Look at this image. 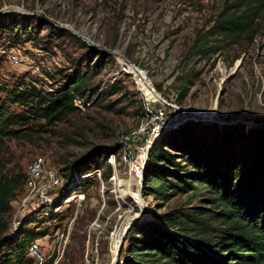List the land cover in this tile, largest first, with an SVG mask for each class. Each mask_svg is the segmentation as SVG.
I'll list each match as a JSON object with an SVG mask.
<instances>
[{
	"label": "rangeland",
	"instance_id": "obj_1",
	"mask_svg": "<svg viewBox=\"0 0 264 264\" xmlns=\"http://www.w3.org/2000/svg\"><path fill=\"white\" fill-rule=\"evenodd\" d=\"M220 8V0H0V85L23 86L34 80L51 92L62 76L85 70L90 86L79 98L91 104L44 133L6 140L2 173L21 177L5 216L6 236L26 214L23 202L28 192L23 179L31 162L40 158L45 170L64 177L66 165L71 168L98 148L107 153L93 159L88 174L98 170L100 180L88 175V186L80 189L84 200L53 203L48 210V216L54 212L53 220L30 225L47 228V235L35 240L46 259L55 255L59 264L86 260L111 264L115 234L132 219L138 224H161L160 217L180 212L199 216L207 225L217 224L208 217L217 210L204 189L197 185L188 192L172 189L167 200L154 199L143 180L135 182L118 165V151L115 155L111 151L120 136L136 126L142 112L138 108L144 102L138 92L142 85L128 67L143 74L157 95L178 108L179 119H185L182 123L217 124L220 133L209 132L213 155L217 135L229 140L225 134L229 131L243 135L235 149L257 151L256 143L264 139V12L251 42L227 45L208 33ZM11 23L18 27L15 36L20 38V30L28 28L36 40L14 43L16 37L9 38L7 32ZM204 113L212 115L202 117ZM111 156L114 165L109 163ZM177 162L184 167L183 158ZM190 170L183 168L180 173ZM42 210L47 209L34 203L27 218H46L40 216Z\"/></svg>",
	"mask_w": 264,
	"mask_h": 264
},
{
	"label": "trees",
	"instance_id": "obj_2",
	"mask_svg": "<svg viewBox=\"0 0 264 264\" xmlns=\"http://www.w3.org/2000/svg\"><path fill=\"white\" fill-rule=\"evenodd\" d=\"M220 1V11L208 33L227 45L243 40L251 42L264 12V0ZM17 28V24L11 23L7 31L9 38L16 37L14 43L23 38L36 40L33 30L28 28H22L18 38ZM74 73L62 76L58 87L51 92L34 80L23 86L0 85V264H35L28 257L27 248L47 235V228H30V225H43L54 219L50 218L54 212L46 218H27L13 233L5 235V216L21 181L20 176L7 177L2 173L5 142L30 133H44L75 114L73 99L82 97L90 85L87 71L76 69ZM138 108L142 109L141 104ZM210 131L220 133L217 124L187 121L161 134L149 151L142 182L149 189L148 195L161 200L169 198L168 190L188 192L196 190L194 185L199 186L217 210L208 216L217 224L207 225L199 216L180 212L160 217L161 224L137 223L125 236L117 264H264V139L256 143L257 151L250 154L242 147L234 148L243 135L229 131L225 134L230 139L226 140L218 134L213 155ZM118 150L117 145L108 151L115 155ZM105 153V148H98L71 168L68 164L62 169L64 187L59 190L60 197L54 205L61 204V199L72 191L88 186L90 178L81 176L90 173L88 167L93 159ZM180 158L184 159V167L177 162ZM183 168L191 170L180 173ZM153 182L159 184L152 186ZM43 264L59 263H55L52 255Z\"/></svg>",
	"mask_w": 264,
	"mask_h": 264
},
{
	"label": "built area",
	"instance_id": "obj_3",
	"mask_svg": "<svg viewBox=\"0 0 264 264\" xmlns=\"http://www.w3.org/2000/svg\"><path fill=\"white\" fill-rule=\"evenodd\" d=\"M10 57L16 61L14 55L10 54ZM147 83L153 93L157 95L151 83ZM138 92L144 101L142 104V112L136 126L120 136L117 163L126 168L128 177L133 176L135 182L139 183L143 180V172L148 160V154L155 140L161 134L180 125L185 119L183 117L180 120L179 112L177 113L178 108L167 103L159 94V98L157 99H146L139 91V88ZM90 105L89 102H85L82 98L77 97L73 99V107L79 112H84ZM177 118L180 121L176 123ZM110 159L109 163L114 165V156H111ZM93 174L100 180L98 170L93 171L91 174L81 176V178H89ZM23 185L28 192L23 202L25 209H23V214H26L24 218L13 223L12 228L14 230L20 226L23 220L27 219V214L30 213V208L34 203H40L43 209H47L46 211H42L40 216L49 215L48 210L53 209V202L60 197L59 190L63 186V178L57 176V173L53 170H45L44 162L39 158L31 162L28 166L23 179ZM71 198L72 200L69 201ZM83 200L84 194L78 189L72 191L69 196L62 198L61 205H68L71 202L79 204ZM59 209V207L57 209L55 208L54 211L57 212ZM27 255L35 264H43L46 261V258L40 251L38 241H33L29 244ZM85 264H92V262L86 260Z\"/></svg>",
	"mask_w": 264,
	"mask_h": 264
},
{
	"label": "bare ground",
	"instance_id": "obj_4",
	"mask_svg": "<svg viewBox=\"0 0 264 264\" xmlns=\"http://www.w3.org/2000/svg\"><path fill=\"white\" fill-rule=\"evenodd\" d=\"M128 70H129V71H130V72L136 77L138 83L142 85L143 88L140 87L139 85H138V87L141 88L140 91H141L142 95L146 97V99H157V98H159L158 95H155V94L153 93V91L151 90L150 86L147 85L148 83L145 82L146 80H145V78L143 77V74H141L140 72H138V71H136V70H133L132 67H128ZM190 111L193 112V110H190ZM193 113H194L195 115L200 114V112H197L196 110H194ZM193 113H192V114H193ZM201 113H202V112H201ZM201 115H202V117H203V116H208V115H212V114H210V113H204V114H201ZM132 177H133V176H132ZM134 181H135V180H134ZM134 197H135V199H136V201H137V204L140 205V201L138 200V196H134ZM134 220L138 221V219H132V220H130V221H126V222L121 226V228L119 229V231L115 234V241H114L113 248H112V252H111L112 260L114 259V256L116 255V251H117V248H118V246H119V242H120V238H121V236L123 235L124 231L129 227L130 222H131V221H134Z\"/></svg>",
	"mask_w": 264,
	"mask_h": 264
},
{
	"label": "water",
	"instance_id": "obj_5",
	"mask_svg": "<svg viewBox=\"0 0 264 264\" xmlns=\"http://www.w3.org/2000/svg\"><path fill=\"white\" fill-rule=\"evenodd\" d=\"M138 222H139V220L138 221H136V220L131 221L129 227L124 231L123 235L120 238V242H119V246L117 248L116 255H115L114 259L112 260L111 264H117V259H118L119 255H120L121 249L123 247V243H124V240H125V236H126L128 230L130 229V227L133 226V225H135V224H137Z\"/></svg>",
	"mask_w": 264,
	"mask_h": 264
}]
</instances>
